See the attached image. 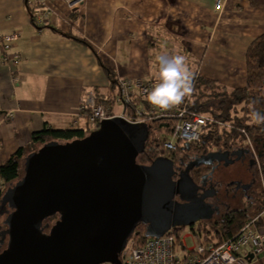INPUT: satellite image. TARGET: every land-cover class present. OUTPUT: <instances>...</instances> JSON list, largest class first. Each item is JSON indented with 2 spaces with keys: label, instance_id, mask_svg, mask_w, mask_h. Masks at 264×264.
<instances>
[{
  "label": "crops",
  "instance_id": "obj_1",
  "mask_svg": "<svg viewBox=\"0 0 264 264\" xmlns=\"http://www.w3.org/2000/svg\"><path fill=\"white\" fill-rule=\"evenodd\" d=\"M49 0L47 24L26 0H0V165L45 129L92 132L83 99L109 94L115 79L155 82L157 54H183L201 77L228 89L247 83L246 54L264 35V4L250 0ZM17 56V66L4 62ZM118 111V108L116 107ZM12 115V117H10ZM251 264H264V252Z\"/></svg>",
  "mask_w": 264,
  "mask_h": 264
},
{
  "label": "water",
  "instance_id": "obj_2",
  "mask_svg": "<svg viewBox=\"0 0 264 264\" xmlns=\"http://www.w3.org/2000/svg\"><path fill=\"white\" fill-rule=\"evenodd\" d=\"M149 137L148 124L116 117L84 139L51 141L29 154L24 176L0 201V216L12 210L4 221L9 246L0 264H123L120 256L139 225L146 226V238H161L219 215L207 201L217 190L199 195L191 172L215 163L230 167L249 152L199 156L176 180L170 158L138 163ZM57 216L51 228L48 221Z\"/></svg>",
  "mask_w": 264,
  "mask_h": 264
},
{
  "label": "trees",
  "instance_id": "obj_3",
  "mask_svg": "<svg viewBox=\"0 0 264 264\" xmlns=\"http://www.w3.org/2000/svg\"><path fill=\"white\" fill-rule=\"evenodd\" d=\"M250 1L253 6L264 4V0ZM26 4L34 23L38 12L37 7L27 0ZM246 63L247 83L242 88L228 89L216 80L194 73V90L186 106L190 115H207L210 118L201 138L197 142L184 145H178L179 141L173 138L176 124L179 121L177 113L181 109L180 106L163 113H154L148 122L150 137L145 153L137 160L140 164H146L148 161L152 162L157 158L166 157L172 159L178 168L180 162H187V159L193 158L194 155L197 157L206 155L215 149L252 151V146L255 147L254 151L259 156L257 171L262 186L259 199L247 203L245 208L216 217L214 221H203L199 223V227H192V231L198 232L207 243L220 244L234 238L246 224L255 218H258L257 226L264 229V124L250 123L249 115L253 109L264 114V35L256 38L248 47ZM107 71L111 81L110 93L104 95L98 90L94 93L100 104L107 107L111 113H115L119 81L115 79L113 73ZM138 102L139 100H136L135 106ZM143 103L145 104L144 101ZM90 133L80 129H45L34 133L29 148H20L6 163L0 165V199L11 185L24 176L25 158L29 154L51 141L66 144L84 139ZM171 140H174L178 146L175 152H169L164 147L165 143ZM251 154L254 152L252 151ZM193 179L195 180L194 177ZM54 220V218L49 219V223L51 224ZM182 231V228H177L172 230V233L180 239ZM145 234L146 226L141 224L130 241L136 240L143 244L149 239L145 237Z\"/></svg>",
  "mask_w": 264,
  "mask_h": 264
},
{
  "label": "built area",
  "instance_id": "obj_4",
  "mask_svg": "<svg viewBox=\"0 0 264 264\" xmlns=\"http://www.w3.org/2000/svg\"><path fill=\"white\" fill-rule=\"evenodd\" d=\"M27 1L37 7L36 24L39 26L47 24L53 12L52 8L48 6L49 0ZM73 1L71 2L72 7L84 3V0ZM215 9L218 12L223 11L224 1L217 0ZM18 36V33L0 35V43L3 44L5 51L10 49L11 44L18 39ZM3 60L13 66H17L20 61L17 56L11 58L8 54ZM118 81L119 91L116 100L118 111L116 110L115 113H111L107 107L100 104L94 92L83 99L80 110L87 113L91 125L97 128L102 121L116 117H122L132 124H148L154 113L168 111L152 106L145 99L147 91L151 89L154 82H146L141 79H119ZM190 97H186L183 103L178 105L181 107L177 113L179 121L173 133V138L179 141L178 145L197 142L201 138L204 127L210 121L207 115H190L188 113L186 103ZM136 100H139L137 106H135ZM249 144L252 145L250 141ZM164 147L169 152L178 150L174 140L167 141ZM252 151L254 152L253 147ZM257 219L246 224L234 238L220 244L207 243L198 232L191 231V234L196 238V245L191 249L184 245L183 237L177 238L172 231L161 238H149L143 244L136 240H129L120 259L123 264H251L250 254H253L255 259L264 252V229L257 226Z\"/></svg>",
  "mask_w": 264,
  "mask_h": 264
},
{
  "label": "flooded vegetation",
  "instance_id": "obj_5",
  "mask_svg": "<svg viewBox=\"0 0 264 264\" xmlns=\"http://www.w3.org/2000/svg\"><path fill=\"white\" fill-rule=\"evenodd\" d=\"M218 151H222V150L215 149L214 151H210L209 153L218 152ZM234 151H238V150H232V151L223 150V152H234ZM242 151L243 153H246V151L249 152L248 154L244 155L241 161L237 162V163H242V164L247 163V165H244L246 180L243 178L231 180L223 188L222 190L223 194H221L223 182L221 178L216 177V174L219 170L227 168V167H224L223 163L220 165L218 163H215L214 165H202L199 168L193 169L191 172V176L195 178V182L201 187V190H199V195H201L204 192L207 193L211 189V187H214L217 190V194L215 195V197L209 198L207 200L211 205H213V207L220 208V214L215 215L214 218L212 219L213 221L216 219V217H221L230 211H237L238 208L235 205V202H238L240 206L244 208V206L247 203L255 202V201H258L259 199L260 192H259L258 187H259V183L261 182L260 176L257 171L258 163H259V156L255 158V154H251L252 152L251 150L249 151V150L243 149ZM195 156L196 155H194V157L192 156L193 158H188L187 162H184V161L180 162V165H178V168L176 167V163H175V167H176L175 168V171H176L175 179L176 180L178 179L179 174L186 168V165H188L190 162H193L197 158V156L196 157ZM150 163L151 162L148 161L146 165ZM246 166H248V168ZM213 168L215 169H214L213 174H211L213 171ZM238 184H240L239 188L237 187ZM243 186H247L246 187L247 189H244ZM3 211L5 214L3 216H0V254L3 253L5 250H7L9 246V237L8 236L3 237V232L8 229V227L4 225V221L7 218V216L12 212V210L9 208H4ZM54 219L55 220L52 221L53 224L56 223L59 217L58 216L54 217ZM52 223L50 224L51 228L53 226ZM51 228L45 229V234H49L51 231Z\"/></svg>",
  "mask_w": 264,
  "mask_h": 264
},
{
  "label": "clouds",
  "instance_id": "obj_6",
  "mask_svg": "<svg viewBox=\"0 0 264 264\" xmlns=\"http://www.w3.org/2000/svg\"><path fill=\"white\" fill-rule=\"evenodd\" d=\"M156 71L152 87L145 95L146 101L161 110H169L183 103L194 90V73L188 58L179 53L157 54L155 56ZM250 123L264 124V114L251 110Z\"/></svg>",
  "mask_w": 264,
  "mask_h": 264
},
{
  "label": "rangeland",
  "instance_id": "obj_7",
  "mask_svg": "<svg viewBox=\"0 0 264 264\" xmlns=\"http://www.w3.org/2000/svg\"><path fill=\"white\" fill-rule=\"evenodd\" d=\"M96 127L92 125V130L95 129ZM176 141V140H175ZM181 145H184V144H181ZM253 147V150H255V147ZM254 154H255V158H257V154L258 153H255L254 151ZM244 165H247V163L245 164H242V163H237L233 166H230V167H227L225 169H221L217 172L216 174V177L218 178H221L222 180V189H221V194H223V188L227 185L228 182H230L231 180H236V179H245L246 180V175H245V168H244ZM248 168V166H246ZM256 169V167H255ZM245 177V178H244ZM247 182V181H245ZM260 182V181H259ZM259 192L261 191L262 189V186H261V182L259 183ZM235 205L237 206L238 209H242L243 207L240 206V204L238 202H235ZM247 205L244 206V208L246 207ZM242 207V208H241ZM252 214V212L250 213ZM50 224V223H49ZM53 224V223H52ZM199 223L196 224L195 228L199 227ZM183 231L181 233V238L183 237L184 238V245L188 248V249H191L193 248L196 243V238L191 234V231H192V228H182Z\"/></svg>",
  "mask_w": 264,
  "mask_h": 264
}]
</instances>
